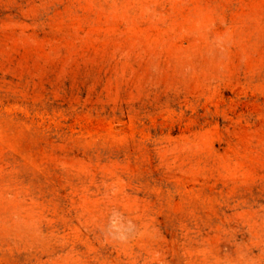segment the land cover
<instances>
[{
    "label": "rangeland",
    "instance_id": "1",
    "mask_svg": "<svg viewBox=\"0 0 264 264\" xmlns=\"http://www.w3.org/2000/svg\"><path fill=\"white\" fill-rule=\"evenodd\" d=\"M0 264H264V0H0Z\"/></svg>",
    "mask_w": 264,
    "mask_h": 264
}]
</instances>
